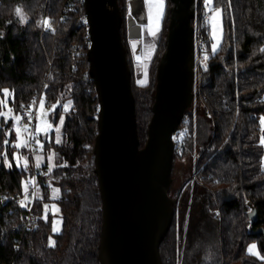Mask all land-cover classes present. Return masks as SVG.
Returning <instances> with one entry per match:
<instances>
[{
  "label": "trees",
  "instance_id": "trees-1",
  "mask_svg": "<svg viewBox=\"0 0 264 264\" xmlns=\"http://www.w3.org/2000/svg\"><path fill=\"white\" fill-rule=\"evenodd\" d=\"M117 3L129 64L122 32L124 0ZM65 5L66 0H0V110L6 104L19 114L21 105L42 95L55 106L49 120L56 124L63 117L58 139L54 130L41 137L43 149L52 150L54 165L48 169L44 161L38 166L39 196L32 202L33 219L25 225V204L13 193L22 191L33 163L24 166L17 160L16 155H24L30 163V153L15 142L12 115H0V264H100L102 209L93 154L98 98L88 72L83 0ZM170 6L166 0L149 83L135 84L130 72L140 147L152 113ZM215 9L221 13V40L212 50L210 19L201 20L209 57L199 75L195 110L186 108L180 121L187 132L182 148L174 149L172 165L176 157L190 159L193 147L197 157L193 175L187 173L189 167L181 169L186 178L173 193V181L168 189L175 202L159 245L162 264H261L246 250L250 241L264 256V101H257L264 94V0H210L209 10ZM51 186L59 189L61 229L55 233L50 217L41 216ZM252 208L254 222L248 216ZM260 227L263 231L256 233Z\"/></svg>",
  "mask_w": 264,
  "mask_h": 264
},
{
  "label": "water",
  "instance_id": "water-1",
  "mask_svg": "<svg viewBox=\"0 0 264 264\" xmlns=\"http://www.w3.org/2000/svg\"><path fill=\"white\" fill-rule=\"evenodd\" d=\"M170 1L152 113L140 147L119 5L117 0H83L88 72L98 98L93 154L102 209L100 264H162L159 245L170 227L175 202L168 195L171 133L194 97L191 19L196 0ZM248 216L255 221V208ZM260 231L261 227L255 230Z\"/></svg>",
  "mask_w": 264,
  "mask_h": 264
},
{
  "label": "rangeland",
  "instance_id": "rangeland-1",
  "mask_svg": "<svg viewBox=\"0 0 264 264\" xmlns=\"http://www.w3.org/2000/svg\"><path fill=\"white\" fill-rule=\"evenodd\" d=\"M209 1V0H207ZM129 2V3H128ZM157 3V4H155ZM158 5L160 7V16H156L149 14L151 11L152 5ZM124 25L122 26L123 37L126 43V52L127 57L129 60V69L132 72V81L140 86L146 85L149 83L151 79V75L149 72V66L151 63V59L156 51V41L157 37L160 33L162 18L166 8V0H143V5L145 6L146 17H142L140 13L142 8L134 9L131 6L130 0H124ZM132 10L137 12V16L130 11V7ZM19 8V7H17ZM16 8V9H17ZM21 10V9H20ZM220 9L213 10L210 17V33L212 39L214 37V43L211 44V49L214 48V44L217 42V36L219 32V20H218V13ZM126 14H130V17H126ZM133 14V18L131 17ZM20 17L23 16L21 11ZM157 20V24L154 27H149L145 21L149 22V18H154ZM141 20V21H138ZM196 106V94L194 93L193 101L191 104L190 110L194 112ZM53 105H47L44 101L42 95L39 96L38 100V110H37V120H36V131L38 132V137L36 138L35 144H33V153L30 159V163L26 162L24 155H16L17 160H20V164L27 166L28 164H36L40 165L42 162L45 161L46 166L48 169L52 168L54 165L53 162V153L52 150H44L42 145V136L47 135L51 130H54L55 136L58 139L60 137V127H61V118L62 114L60 115L56 124L52 123L48 118V113L53 110ZM0 113H3V118L7 119L9 115H12V126L13 132L15 134V142L18 147H25L28 148V138L24 133V129L18 124L19 120L17 117H20L19 114H12L11 110L9 109L8 105H4L3 108L0 110ZM260 124L262 130H264V114L260 115ZM261 142L263 145V153H262V164L264 166V135H261ZM35 145H37V149L35 150ZM195 148L192 149V157L190 159L185 158H178L176 157L173 160L172 165V173H173V183L171 184L170 192L173 193L174 190L178 186H180L181 180L186 178V171L181 176V169L185 167H189L187 169V173L193 175V165L195 162L194 158ZM189 171V172H188ZM193 176L189 179V183H192ZM23 189V188H22ZM24 190V189H23ZM59 189L56 186L50 187V196L51 199L46 200L42 203V212L41 216L43 219H47L48 216L50 217V229L52 233L58 232L61 229V217L59 214V207L56 201V197L58 194ZM26 201H31V198L24 197L22 199V205L25 204ZM255 245V248L252 251H249L250 246ZM246 250L253 256L262 260L261 264H264V256L261 254L258 245L255 241H250L247 244Z\"/></svg>",
  "mask_w": 264,
  "mask_h": 264
},
{
  "label": "built area",
  "instance_id": "built-area-1",
  "mask_svg": "<svg viewBox=\"0 0 264 264\" xmlns=\"http://www.w3.org/2000/svg\"><path fill=\"white\" fill-rule=\"evenodd\" d=\"M199 1V10L200 13H197V0H196V9L193 18L191 19V23L193 26L192 37H193V46H194V84L193 89L196 94V90L198 89V79L200 72L203 68H206L207 59L209 57V52L206 49L205 41L201 32V20L210 19L212 11L209 10L210 0L206 2V0H198ZM73 0H66L67 6L72 5ZM201 15V17H200ZM126 17H130V14H126ZM133 18V14H131ZM61 20L65 18V14H61ZM203 18V19H201ZM86 23V19H85ZM38 100L39 97H33L29 102H27L21 108L19 113L20 119L18 124L24 129V133L28 138V151L32 155L33 153V144L36 142V138L38 137V132L36 131V120H37V110H38ZM257 101H264V94L257 97ZM25 125L27 128L25 130ZM13 129V126L10 127ZM187 132V127L185 123H179L177 128L171 133V139L173 141L174 149L179 151L183 145V138L185 133ZM264 135V131H263ZM35 150L37 149V145H35ZM197 155L194 154V158ZM36 164H33V169L30 177L24 182L23 189L21 192L13 193V197L22 201L24 197L31 198V201L25 202V211L22 212L21 220L23 224H30L33 219V212L31 210L32 202L34 198L39 196V183L37 180L36 172L39 171V167L36 168Z\"/></svg>",
  "mask_w": 264,
  "mask_h": 264
},
{
  "label": "crops",
  "instance_id": "crops-1",
  "mask_svg": "<svg viewBox=\"0 0 264 264\" xmlns=\"http://www.w3.org/2000/svg\"><path fill=\"white\" fill-rule=\"evenodd\" d=\"M130 3H131V6L134 9H138L139 10L140 8H142L140 13L142 14V17H146V11H145V6L143 5V0H130ZM155 4H157V3H155ZM129 7H130V5H129ZM149 9H151L149 14L153 15V17H154V15L160 16V7L158 5H155V6L152 5V7L149 8ZM215 10H217V9H215ZM130 11L133 12V14H135V16H137V12L132 10L131 7H130ZM156 16H155V19L154 18H151V19L149 18V22L146 19L145 23L149 27H154L157 24ZM218 20H219V32H218V36H217V42L214 44V48L212 50H215L218 47V45L220 43V40H221L222 28H221V13H220V11L218 13ZM138 21H141V20L138 19ZM213 39H214V37H213ZM213 39H212V42L214 43ZM212 42H211V44H212Z\"/></svg>",
  "mask_w": 264,
  "mask_h": 264
},
{
  "label": "snow or ice",
  "instance_id": "snow-or-ice-1",
  "mask_svg": "<svg viewBox=\"0 0 264 264\" xmlns=\"http://www.w3.org/2000/svg\"><path fill=\"white\" fill-rule=\"evenodd\" d=\"M206 2H207V0H206ZM16 12H17L18 15H21V10H20V8H17V9H16ZM21 19H22V22H23V19H24L23 16H21ZM262 51H264V50H262ZM5 92H7V90H5ZM21 107H23V105H21ZM53 107H55V106H53ZM0 115H3V113H0ZM16 119L19 120L20 117H17ZM61 120H63V117L61 118ZM26 128H27V125H25V130H26ZM38 166H39V165H37V167H38ZM254 248H255V245L250 246L249 251L251 252L252 249H254Z\"/></svg>",
  "mask_w": 264,
  "mask_h": 264
}]
</instances>
